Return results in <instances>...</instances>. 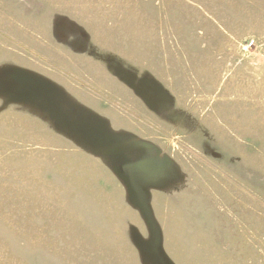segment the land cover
Masks as SVG:
<instances>
[{
	"label": "rangeland",
	"instance_id": "1",
	"mask_svg": "<svg viewBox=\"0 0 264 264\" xmlns=\"http://www.w3.org/2000/svg\"><path fill=\"white\" fill-rule=\"evenodd\" d=\"M0 264H264V0H0Z\"/></svg>",
	"mask_w": 264,
	"mask_h": 264
}]
</instances>
